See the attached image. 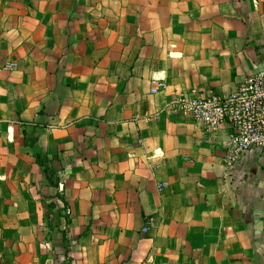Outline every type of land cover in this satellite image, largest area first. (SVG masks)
<instances>
[{"label":"crops","instance_id":"crops-1","mask_svg":"<svg viewBox=\"0 0 264 264\" xmlns=\"http://www.w3.org/2000/svg\"><path fill=\"white\" fill-rule=\"evenodd\" d=\"M261 71L264 0H0V261L264 264V151L161 112Z\"/></svg>","mask_w":264,"mask_h":264},{"label":"built area","instance_id":"built-area-1","mask_svg":"<svg viewBox=\"0 0 264 264\" xmlns=\"http://www.w3.org/2000/svg\"><path fill=\"white\" fill-rule=\"evenodd\" d=\"M11 67L17 63H10ZM159 82L152 92L164 88ZM201 121L205 134H212L221 125L229 128L224 165L232 169L243 155L252 148L264 151V71L244 76L238 85L225 94L207 96L178 93L161 109ZM167 182L159 183V188ZM59 189H63L60 183Z\"/></svg>","mask_w":264,"mask_h":264},{"label":"trees","instance_id":"trees-1","mask_svg":"<svg viewBox=\"0 0 264 264\" xmlns=\"http://www.w3.org/2000/svg\"><path fill=\"white\" fill-rule=\"evenodd\" d=\"M28 144L31 145L32 147L36 146L37 143V137L36 136H31L27 140ZM35 158L36 161L39 165L43 166L47 178L48 184L52 186H58L59 182V176L57 174V170L54 168V166L51 164V160L44 154L40 152H35ZM66 205V204H65ZM55 208L54 204H49L48 209L50 211V216L51 219H48V224L51 229L59 228L57 231L60 232L62 236V240L64 244L68 242V237H67V232L65 229H61V223L62 219L65 218L66 224L71 223V219L69 218V215L62 213L61 210L59 209L56 212H52V210ZM58 219L59 221L55 223V220ZM65 254H68V249H66ZM1 263V262H0Z\"/></svg>","mask_w":264,"mask_h":264},{"label":"rangeland","instance_id":"rangeland-1","mask_svg":"<svg viewBox=\"0 0 264 264\" xmlns=\"http://www.w3.org/2000/svg\"><path fill=\"white\" fill-rule=\"evenodd\" d=\"M64 225V224H63ZM1 262V261H0ZM11 261V258L9 257L8 258V261L4 260L3 262H1L0 264H10Z\"/></svg>","mask_w":264,"mask_h":264}]
</instances>
